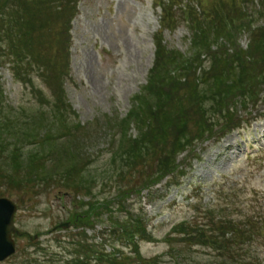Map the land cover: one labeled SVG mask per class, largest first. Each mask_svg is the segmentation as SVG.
Wrapping results in <instances>:
<instances>
[{
	"label": "rangeland",
	"instance_id": "374dc122",
	"mask_svg": "<svg viewBox=\"0 0 264 264\" xmlns=\"http://www.w3.org/2000/svg\"><path fill=\"white\" fill-rule=\"evenodd\" d=\"M226 1L176 0L172 2L173 5L172 3L166 5L167 12L160 19V10L154 8L152 0H80L76 7L77 16L70 25V66L67 77L62 76L64 93L62 92L61 96L67 103L69 124L80 128L74 129V133L81 139L79 142L76 141L82 146L76 149V158L79 161L74 159L69 161V157L64 158L61 152L56 153L54 148H59L57 144L51 143L49 136L41 133L39 139L45 142L42 150L36 151V154L44 163L45 175L38 177L40 179L47 177L50 179L49 183L43 187L37 186L36 183L24 184L21 180L25 178L27 172L24 173L22 170L17 172L18 175L15 177L17 181L9 183L2 171L4 168L11 171L12 163L9 156L14 149L11 145L14 144V140H10V135L4 136L8 141L4 143V147L0 146L2 151L0 197L9 198L17 205L15 226L22 235L15 238L17 246L15 256L0 264H50L48 261L52 259L50 256L64 255L65 250L69 249L67 241L71 242L73 235L81 229L55 231L54 228L65 222H73L71 204L76 205L77 202L85 205L78 206L79 214H86V211L97 213L101 211L100 214H103L99 223L84 231L89 240L101 233H109L110 217L117 221L122 219L125 213L145 214L148 219V231L156 241L140 244L142 256L146 258L160 256L168 249L162 240L173 226L193 221L195 204L203 208L210 207L209 216H212V212L223 213L231 215V218L237 221L246 217H264V140L260 138L264 133V92H258L253 101L237 100L235 115L244 123L243 128L230 136L227 135L222 143H216V140L223 136L218 134L221 125L206 129L200 137L187 136L189 141L178 147L180 151L170 159V162L180 167L182 172L186 170L187 175L184 178L178 180L172 174L174 172L172 169L169 174L171 177L162 176L159 183L151 187L150 193L145 191L128 199L123 198L120 202L124 210L121 212L117 206H114V209L109 207L105 212L97 207L92 209L91 205L94 203H85L93 201L92 196L98 200L111 199L117 192L125 190L130 185L129 173L123 178L122 183L119 173L113 172L118 181L110 184L112 188L109 186L103 189L107 172L110 171L109 168L107 171L106 166L110 157L109 147L112 149L113 145L112 139L104 131L113 128L115 120H124L130 112H135L138 103L134 99L141 96L144 100L139 116L140 124L137 120L130 121L128 134L131 135V139H135L138 136L139 125V132L146 134L149 120L145 111L155 108L158 103L162 106L169 100V97L158 96L152 92L153 90L144 92L154 61L153 41L156 39L175 55L183 54L189 57V53L193 51L189 48L191 33L189 24L187 25L184 19L185 11H182L184 4L193 6L197 14H202L203 11ZM255 6L248 0V12ZM40 13L44 15L45 21L50 18L55 24L51 28L43 29L41 53L38 50L31 53L40 67L43 63V72L51 81L42 80L36 73H32L30 78L33 80L31 83L34 90L29 84L25 87L15 81L4 58H0L4 64L0 66L4 89L0 105L3 117L11 118V114L17 109H24L26 116L41 115L45 112L50 119L53 114L58 116L64 114L52 108L57 103L59 95L57 84L52 80L54 74L49 58L51 53V60H54L55 46L52 45L54 27L57 25L59 31H62L66 16L56 14L50 17L42 9ZM11 16L21 17L15 12ZM263 16L264 13H256L254 18L249 19L258 21L261 25L264 22ZM21 19L22 17L16 20ZM249 42L250 35L247 32L238 35L240 50H246ZM60 58L62 59V56ZM61 64L58 59L55 68L60 65L59 71ZM209 67L210 65L202 67L197 63L193 64L191 71L195 70V75L198 76L201 70ZM186 87H190V84ZM173 88L177 89V97L185 96L180 91L181 87ZM35 90H38L36 91L38 93L34 92ZM231 112L234 113L233 110ZM247 123L249 126L245 125ZM219 124H222L221 120ZM220 144H231L232 154L224 150L227 145L219 150ZM34 150L36 149L33 146H25L21 152V158L17 161H20L23 169L27 167L26 164L29 163ZM188 156L189 159H186ZM196 156L201 159L200 162L194 160ZM63 176L70 185L76 187L75 191L59 189L61 183L59 185L53 183V180L59 182ZM178 182L180 186L175 187L174 184ZM72 197H76L77 202L73 201ZM73 209L75 210L74 206ZM250 250L252 259L249 262L264 264V246H254ZM191 251L194 252V264L218 263L214 262L213 254L209 250L193 247ZM162 264L173 263L165 257Z\"/></svg>",
	"mask_w": 264,
	"mask_h": 264
},
{
	"label": "trees",
	"instance_id": "16d2710c",
	"mask_svg": "<svg viewBox=\"0 0 264 264\" xmlns=\"http://www.w3.org/2000/svg\"><path fill=\"white\" fill-rule=\"evenodd\" d=\"M63 1L0 0V58H4L5 63L11 66L15 78L19 81L27 82L23 80V77H29L32 72H36L46 81H51V78L48 75L46 77L43 72V63L40 67L31 52L41 47L43 29L51 28L55 24L50 18L45 21L40 9L44 10L47 16L65 14V9L69 12L71 8L64 5ZM65 1L71 3V0ZM261 2V9L264 11V0ZM13 12L18 13L22 19L17 21L16 19L21 17L11 16ZM250 17L242 12L236 3H233L220 20H210V24L204 27L197 20V35L194 34L195 39L192 45L193 56L196 58L187 60L179 54L157 53L155 66L144 92L153 90V93L158 96H167L169 100H166L162 106L158 103L155 108L145 111L149 120L146 134L139 132V125L138 137L135 140L128 137V126L132 120L140 122L139 116L142 113L144 100L141 96L134 99L138 103L135 112H130L124 120H115L114 127L104 131L106 134L110 131L108 137L113 141L112 170L111 174L107 172L105 187L111 186L110 184L117 180L113 175L115 164H117L121 170L126 169V174L130 175V185L125 192H119L121 195L133 189L147 188L159 180L160 177L156 173L161 176L171 169L173 166L170 162L171 152L173 150L175 152L177 147L187 143L189 141L187 136L200 137L212 126L221 125L220 133H222L239 125L240 121L235 115L237 100L253 101L258 92H264V25L251 30ZM247 30L251 34V41L246 50H240L238 35ZM32 31L35 33L33 34ZM55 35L61 37L58 33ZM215 45L218 48L213 50L212 47ZM62 46L66 49V41L62 42ZM60 50L63 51L62 48ZM199 55H205L208 59L200 60ZM206 61L210 64L209 70L195 77V70L191 71L193 64L200 63L203 66ZM61 63L66 70L68 60H65V64L62 61ZM55 64H51L54 74L52 80L57 84L59 98L52 108L64 112L63 115L53 114L51 119L45 112L41 115L26 116L24 109H17L11 118H6L3 117V109L0 107V117L3 118V121L0 120V145L8 141L4 136L10 135V140H14V144H11L14 149L9 156L12 163L11 171L5 168L2 171L9 183L17 181L15 177L20 170L27 172L25 178L21 180L24 184L36 183L37 186H46L49 183L50 179L47 177L41 179L38 177L45 175L44 163L36 154V151L42 150L45 142L39 139L41 133L48 135L51 143L57 144L59 148H54L56 153L61 152L64 158L69 157V161L78 160L76 149L82 146L78 143L81 139L74 133V129L80 130V128L73 127L68 122L70 114L64 98L61 97L62 90L59 83L62 78L58 69L60 65L55 68ZM187 84H190V87H186ZM173 86L181 87L180 91L185 96L177 97V89ZM145 98L147 99V95ZM2 99L0 87V105ZM220 120L222 124H219ZM59 130L61 131L57 132ZM45 137L47 136H42V138ZM27 144L31 146L34 144L36 150L30 155L27 167L23 169L19 164L20 161L17 160L21 158L20 154ZM153 168L156 173H153L155 172ZM119 177H123L122 173ZM62 178L65 181V187H75L70 185L64 176ZM53 183L59 185L61 182L53 180ZM108 204L109 200L103 199L91 205V208L94 209L96 206L98 209H106ZM204 221L203 219L200 223L196 221L192 225L175 228L172 232L175 236L170 237L171 234L166 238L170 253L175 252L179 258L185 259L188 246H210L214 251L224 253L226 260L224 262L228 264L227 262L235 258L243 257L241 247L257 234L255 226H251L247 231L243 229L245 225L236 223L234 225L226 217L214 216L208 219L207 223H203ZM144 228V224L131 219V222L120 224V228L113 231L117 241L129 243L132 256L119 253V257L116 258L113 254L103 253L100 247L87 245L81 240L82 243L73 246L76 257L68 264H90V256L99 257L96 259L98 264H157V258L145 260L140 256L137 242L134 240L136 237L139 240L148 239ZM229 231L234 232L235 235L226 238L225 234ZM116 240H112V243ZM174 244L178 246H172Z\"/></svg>",
	"mask_w": 264,
	"mask_h": 264
},
{
	"label": "water",
	"instance_id": "95a60500",
	"mask_svg": "<svg viewBox=\"0 0 264 264\" xmlns=\"http://www.w3.org/2000/svg\"><path fill=\"white\" fill-rule=\"evenodd\" d=\"M16 207L7 199H0V262L15 253L12 234H18L13 226V215Z\"/></svg>",
	"mask_w": 264,
	"mask_h": 264
}]
</instances>
